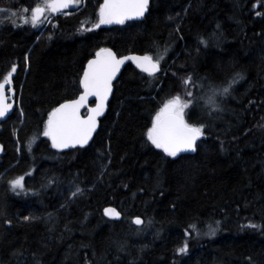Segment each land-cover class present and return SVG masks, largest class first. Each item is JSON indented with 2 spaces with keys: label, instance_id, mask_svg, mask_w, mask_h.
<instances>
[{
  "label": "trees",
  "instance_id": "obj_1",
  "mask_svg": "<svg viewBox=\"0 0 264 264\" xmlns=\"http://www.w3.org/2000/svg\"><path fill=\"white\" fill-rule=\"evenodd\" d=\"M19 2L37 1L0 6L19 10ZM80 2L38 28L0 32V80L16 64L18 98L0 122V264H264V0H150L141 20L99 28L103 0ZM165 47L154 77L123 68L87 147L57 151L42 135L48 112L80 94L100 48L155 57ZM235 73L242 78L230 94L208 104ZM177 94L192 99L186 119L204 123L205 136L196 152L168 157L146 131ZM19 176L24 190L13 191ZM106 207L120 220L105 219Z\"/></svg>",
  "mask_w": 264,
  "mask_h": 264
},
{
  "label": "snow or ice",
  "instance_id": "obj_2",
  "mask_svg": "<svg viewBox=\"0 0 264 264\" xmlns=\"http://www.w3.org/2000/svg\"><path fill=\"white\" fill-rule=\"evenodd\" d=\"M80 0H37L33 6L24 7L19 10V19L23 24H31L36 27L39 24L49 20L50 15L63 12L71 5L79 4ZM150 0H103L99 5L98 21L92 24V28H99L100 25L125 24L128 20L140 19L149 12ZM261 6H264L262 4ZM255 8L256 5H253ZM5 11L0 9V12ZM17 12H12V16H17ZM257 16L261 12L255 13ZM6 19H8L6 17ZM172 19V17H169ZM0 23H3L0 20ZM13 26L17 25L16 20H11ZM92 28H85L83 31H91ZM178 30V29H177ZM199 42L206 45L207 41L200 38ZM159 46H157L158 48ZM168 48L157 51L155 57L153 54L145 53L144 55H117L111 48H100L93 59L88 60L87 66L79 78V84L83 91L75 99L65 100L57 107L52 108L47 114V120L44 122L42 135L51 141V146L55 149L83 147L89 143L93 133L97 130V118L102 116L105 111L106 101L113 91V80L120 71L121 66L126 61H133L136 66L150 77L161 71V61L164 60ZM27 59V57H25ZM17 71V65L12 64L11 70L0 80V118H3L12 109L13 105L8 102L9 96L14 95L13 74ZM175 75V74H174ZM241 73H235L226 86L211 89V95L208 96L207 102L210 105L218 107L216 104L217 95L226 96L230 94L232 85L241 79ZM192 77L187 76L182 80L184 85L191 82ZM96 98L95 107L88 109L87 116H81L80 110L88 103V98ZM186 97H192L191 91H185ZM193 105L192 99H185L180 94L174 95L166 100L163 105L156 111L152 117L151 126L147 128L146 137L156 149H160L168 157H177L181 152H196L198 148L197 141L205 136L206 125L201 122H189L186 116ZM33 137L29 143L35 142ZM223 149V142H221ZM2 150V149H0ZM13 191L24 190V177L19 176L9 181ZM82 193V189L77 187L72 196ZM104 214L109 217L119 218L121 213L113 207L104 209ZM25 220L30 217L25 216ZM136 225L143 223L142 219L137 216L133 221ZM10 224L11 221H8ZM217 224L219 222H216ZM251 228H258L259 225L249 224ZM192 231L197 235L200 229L196 223L189 225ZM216 228L208 225V235H215ZM185 235H188L186 230ZM188 250V244L185 242L177 249L179 253H185Z\"/></svg>",
  "mask_w": 264,
  "mask_h": 264
},
{
  "label": "water",
  "instance_id": "obj_3",
  "mask_svg": "<svg viewBox=\"0 0 264 264\" xmlns=\"http://www.w3.org/2000/svg\"><path fill=\"white\" fill-rule=\"evenodd\" d=\"M69 10H70V7H68L67 9H64L63 10V12H61V13H57L56 15H58V14H63V13H66V12H69ZM142 18H140V19H134V20H128V21H126V22H132V21H138V20H141ZM108 26H121L120 24H110V25H108ZM129 55H135V54H129ZM95 57V55L91 58V59H93ZM90 60V59H89ZM88 62V61H87ZM87 62H86V64H85V66H84V68L87 66ZM126 65H131L133 68H135L138 72H140V73H142V74H145V75H148L147 73H145V72H143L141 69H139L137 66H136V64L133 62V61H131V60H129V61H126L125 62V64L124 65H122L121 66V69H120V71L117 73V75H116V78L113 80V83L118 79V77H119V75H120V73H121V71L123 70V68L126 66ZM160 72V71H159ZM158 72V73H159ZM83 73V72H82ZM158 73H156V74H158ZM155 74V75H156ZM149 76V75H148ZM80 89H81V92L83 91V89H82V87L80 86ZM112 94V93H111ZM111 94L109 95V97H108V100L106 101V107H105V111H104V114L102 115V116H100V117H98L97 118V120H98V125H97V129H98V126H99V121L104 117V115H105V113H106V110H107V104H108V101H109V99H110V97H111ZM79 96V95H78ZM77 96V97H78ZM8 102L9 103H11L12 105H13V107H12V109L7 113V115L5 116V117H3V118H0V122H4L10 115H11V113L13 112V110H14V108H15V101H14V99H13V97L10 95L9 96V100H8ZM95 102H96V98L94 97V96H91V97H89L88 98V103L85 105V107H83V108H81V110H80V115L81 116H87V114H88V109L89 108H91V107H95ZM92 103V105H90ZM57 107V106H56ZM83 112H85V114L83 115ZM97 131V130H96ZM96 131L93 133V136H94V134L96 133ZM93 138V137H92ZM49 140V139H48ZM92 140V139H91ZM91 140L89 141V143L87 144V145H85V146H83V147H80V146H77L76 148H67V149H55V150H57V151H61V152H65V151H70V150H73V149H83V148H85V147H87L89 144H90V142H91ZM49 142H50V144H51V141L49 140ZM1 151V150H0ZM162 151V150H161ZM163 152V151H162ZM193 152H181V153H179L177 156H181V155H189V154H192ZM106 208H108V207H106ZM105 209V208H104ZM104 209H103V211H102V214H103V216L107 219V220H109V221H119L120 220V218H121V216L119 217V218H114V217H109V216H106L105 214H104ZM133 221H134V219H133ZM132 221V222H133ZM133 224L136 226V227H140V226H142V224L141 225H136L134 222H133Z\"/></svg>",
  "mask_w": 264,
  "mask_h": 264
},
{
  "label": "rangeland",
  "instance_id": "obj_4",
  "mask_svg": "<svg viewBox=\"0 0 264 264\" xmlns=\"http://www.w3.org/2000/svg\"><path fill=\"white\" fill-rule=\"evenodd\" d=\"M37 1V0H36ZM81 4V2L79 3V4H74V5H71V8H77L79 5ZM0 9H4L5 11H3V12H0V20H2L3 21V23L5 22V24L6 23H8L9 21H11V20H18L20 23H23L20 19H19V10H11V9H7V7H3V6H0ZM12 12H17L18 14H17V16H12L11 15V13ZM6 17L8 18V19H6ZM47 22V21H46ZM3 23H0V31L2 30V28L3 27H5L4 25H3ZM43 24V23H42ZM42 24H39L38 26H36L35 28H38V27H40ZM31 25V24H30ZM3 26V27H2ZM14 75V74H13ZM12 96H15L16 97V93L14 92V95H12Z\"/></svg>",
  "mask_w": 264,
  "mask_h": 264
},
{
  "label": "flooded vegetation",
  "instance_id": "obj_5",
  "mask_svg": "<svg viewBox=\"0 0 264 264\" xmlns=\"http://www.w3.org/2000/svg\"><path fill=\"white\" fill-rule=\"evenodd\" d=\"M17 8L20 9V2L17 5ZM5 23V22H4ZM17 25H20L21 23L17 20L16 21ZM5 27L2 28V30L0 32H5L6 29L12 30L14 29L16 32L19 30V26H13V24L11 23V21H9L6 24H3ZM15 74V73H14ZM14 76V75H13Z\"/></svg>",
  "mask_w": 264,
  "mask_h": 264
},
{
  "label": "bare ground",
  "instance_id": "obj_6",
  "mask_svg": "<svg viewBox=\"0 0 264 264\" xmlns=\"http://www.w3.org/2000/svg\"><path fill=\"white\" fill-rule=\"evenodd\" d=\"M36 1V0H35ZM50 22V21H49ZM3 24H5V23H3ZM44 25V24H43ZM1 27V26H0ZM3 27V26H2ZM20 107V106H19ZM18 112V111H17ZM12 127H14V126H12ZM20 144V143H19ZM24 145V144H23ZM11 147V146H10ZM104 217V216H103ZM105 218V217H104ZM106 219V218H105ZM142 227V226H141Z\"/></svg>",
  "mask_w": 264,
  "mask_h": 264
}]
</instances>
